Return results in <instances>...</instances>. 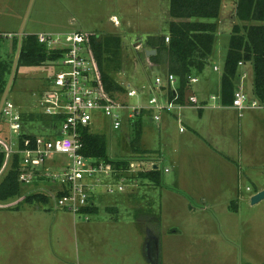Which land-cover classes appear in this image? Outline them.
<instances>
[{
  "label": "rangeland",
  "instance_id": "1",
  "mask_svg": "<svg viewBox=\"0 0 264 264\" xmlns=\"http://www.w3.org/2000/svg\"><path fill=\"white\" fill-rule=\"evenodd\" d=\"M224 1L227 2L226 13L222 24H219L220 29L217 33L213 55L204 73L195 75L199 79V82L192 86V90L197 93L200 101V98H209L208 105L210 106L219 104V101H212L210 99L211 96H218V91L212 84L208 85L206 83L208 78L206 79L205 74H208L211 70V74H214L213 68L216 66L219 72H216L214 75L216 77L222 75L227 55L226 51L229 48L232 30L236 23V10L233 6L236 3H234V0ZM31 2L32 0H0V32L19 34ZM169 4L170 0H33L24 36L36 35L42 32L56 34L80 32L83 34H99L105 38H118L121 41L122 69L119 72H115L114 76L122 87H127L128 84H131L133 87L141 89L143 87L142 84L148 81L147 74L150 72L146 61L143 63L139 59L146 50L143 41L145 40L146 42L148 36L153 33H168L166 25L162 23V16L164 18L163 12L169 9ZM154 28L158 30L154 32ZM5 42L9 46V49H7L9 55L13 56L15 61L18 48L14 50L11 47L12 41L10 40H6ZM241 69L242 72L248 73L243 90L252 100L251 81L254 75L253 68L248 65L241 67ZM55 70L51 64L42 67H21L8 99L15 104L18 103L23 112H39V94ZM151 75L150 80H152L154 86L155 78H164L160 73ZM249 84L250 89L247 90ZM237 87L236 90L238 89ZM210 94L212 95L208 96ZM150 98L151 96L148 94V91H145L142 94V99H144L142 104L147 105ZM119 100L122 102L127 101L130 105L137 104L136 99H127L124 94L121 95ZM157 114L154 111V115ZM243 114H245V118H240L242 119L241 121L247 119L248 110L244 111ZM191 115L194 116L195 112L191 111ZM236 119L238 120L239 118ZM96 120L93 131L103 134L108 138V153L112 159L122 160L128 158L132 162L143 160L142 162H147L143 166H147L148 163L154 161L155 157L152 156L150 150H146L147 146L145 143L142 145V141L148 139L149 144L153 146L156 140L157 145H160V122L154 121L152 124H148L146 120L142 122L139 119L130 122L125 119L122 128L116 131L112 129L109 120L104 116L98 115L96 116ZM131 124H134V126L131 127ZM173 131L176 133L172 126L169 132L173 133ZM241 131L243 133L239 148L233 149V144H229L230 150L225 148L227 155H230L235 161L238 160V163L236 162L237 168L243 174L240 186H238L241 190L239 191L240 199L232 202L230 206L232 211H239L237 216L233 217L235 221L233 224L228 221V213L225 206H218L210 208L209 211H203L202 208H199L198 204H196L197 206L192 204L197 209L196 214L189 212L190 203L181 198L178 203L166 201L162 206L161 188L149 189L151 181L143 179H138L137 193L134 196L131 195L135 197L131 201L136 204V210L122 209L117 216V213L103 209L102 212L90 216V221L84 224L92 223V220L98 219V217L105 220L109 218L110 221H112V216L118 217L117 220H120L118 226L121 232L110 236V246L112 248H118L119 246L121 249L135 248L136 253L133 252L130 257L132 262H135V258H137L139 264H151L149 261H146L141 252L145 239L143 231L139 229L140 226L141 228H144V226L147 228L146 223L144 222L143 226L141 223L132 225L128 220L129 218L130 220L136 219L135 214L137 210L139 214L140 210L152 207L154 208L153 213H155V216H161L163 213L161 225L164 234L167 235L165 237L166 243L167 239H171L172 243L176 245L182 243L183 247L180 249L181 251L184 248L189 250L191 243L195 245L196 248H192L191 253L188 251L186 255H180V258L183 259L182 261H191L199 264H264V199L255 205L251 202L253 194L264 190V140L259 134L261 132L259 127L258 131H251L247 127H242ZM33 132L36 135H48L44 131V128L40 126H37ZM9 134V127L4 122H1L0 141L5 142V140H8L7 136ZM220 138L223 139L222 136ZM230 138L232 142V135ZM174 139L177 140V138ZM199 143L201 144V141ZM217 146L220 148L219 145ZM137 147H140L138 149L145 148L146 154H140L136 150ZM52 161L58 163L67 162L64 156H57L49 160L47 165H50ZM12 164L13 156H7L5 165L0 172V182L10 170ZM218 167H222V165H218ZM159 168L163 173L162 178L164 183L167 185L174 183L170 181V178L174 175V168L168 159L161 161ZM166 168L170 170L169 173L164 172ZM40 186L52 189L54 188V182L46 175H39L37 181L35 179L29 185H22V194L19 197L7 202H0V264H3L1 256L5 252L2 243L5 224H10L12 226L10 227L11 232L16 233L20 228L26 227L27 221L33 216L41 218L47 215L51 218L54 214H60V219L62 218V222L60 220L56 222L54 229L55 231L62 230L64 232L63 235L66 237L64 243L72 256V264H80L76 262L77 260L83 262L86 246L80 235L82 234L83 221H85L84 217L74 218L67 211H55L52 201L47 205H31L26 203L24 200L25 196L41 191L39 189ZM53 190V194H49L50 197L56 194V189L54 188ZM45 191L48 192L49 190L45 189ZM228 193L227 190L225 194L228 195ZM222 199L224 197L220 198V200ZM97 203L100 205L99 201ZM16 207L21 208L20 213L10 211ZM38 207H41L40 210H37ZM41 220L37 224L38 227L42 226L40 230H47L49 221H45L42 218ZM30 224L34 226V223ZM60 226L62 229H59ZM83 226L85 227L86 225ZM136 226L137 232L135 231ZM127 228L128 232L130 231L131 233H127ZM180 228L195 231L200 235H197L195 239H191L189 238L190 236H184L179 232L166 233V230L168 232L171 229V232ZM109 244L104 243L103 247L109 246ZM196 244L198 245L196 246ZM56 247L55 249L58 250V247ZM174 249L176 248L171 247L172 252ZM41 254L46 255L45 247L41 249ZM67 257L70 258L69 255ZM166 261L169 264L181 263L179 256L170 252L165 255L164 262L166 263Z\"/></svg>",
  "mask_w": 264,
  "mask_h": 264
},
{
  "label": "crops",
  "instance_id": "2",
  "mask_svg": "<svg viewBox=\"0 0 264 264\" xmlns=\"http://www.w3.org/2000/svg\"><path fill=\"white\" fill-rule=\"evenodd\" d=\"M236 1L237 0H234V3H236ZM226 3L227 2L225 1L223 2L222 15L219 20L220 25L222 24V20L226 13ZM233 6L236 10V5L234 4ZM163 15L164 18L162 16V23L166 25L167 29H169V23L172 21V18L170 17V4L169 9L164 10ZM157 30L156 28H154V32ZM151 35L153 36L164 34L153 33ZM143 42L145 44V40ZM226 52H228V50ZM143 63H145V61ZM146 63L151 74L160 73L164 78L167 76L162 75V73H164L167 68L166 65H162V67L159 69L158 67H154L153 65H151L148 61H146ZM214 68L213 72H219L215 71ZM150 72H148L147 74L148 81L142 84L143 87L154 86L152 80H150V78L152 77V75L149 74ZM211 72L212 70L208 74H205L206 79L208 78V80H206V83L208 85L212 84L213 87L217 88L218 96H220L222 75L220 77H216V75H214L215 73L211 74ZM246 80L247 78L243 82L239 79L237 88L239 89L241 86H243L246 83ZM46 86L47 83L45 84L44 89L40 92L39 98L42 95L43 91L46 89ZM167 86L168 84H165V86H163L162 88L164 89ZM249 89L250 84L247 86V90ZM251 92V98L254 100L255 97L253 93V80L251 81ZM194 94L197 96V93L194 92ZM211 95L212 94L208 96ZM200 99L201 101H199L204 105L203 109L197 110L192 107H187L179 112H174L172 114H161V120L159 121L161 123L159 127V136H161L160 145H157L156 140L153 146L149 144L148 139L142 141V145L145 143V145L147 146L146 150H150L152 152V156L155 157L154 161L152 162L154 166H158L159 168V163L163 160L168 159V161L174 168V175H172V177L170 178L171 180L169 179L170 181L174 182L171 184L173 185V187H171V185L169 184L167 185L166 183H164V180L162 178V186H155L151 182V186L149 189L161 188L162 206L164 205V203H166V201L178 203L180 198L188 201L190 203L189 212L191 214L197 213V209H195V206H197L196 204H198L200 206L199 208H202L203 211H209L210 208H215L218 206H225L227 208L228 221L233 224L235 222L233 217H236L239 211H232L230 209V206L232 202L238 201L240 199L239 191L241 190L238 186H240V180L242 179L243 174L240 173L237 168L236 162L238 163V160L235 161L232 157H230V155H227V152H225V148H228L230 150L229 144H233V149L239 148L241 144V136L243 133L241 131L242 127H247L251 131H258L259 127L261 131L259 134L264 140V111L258 109H249L247 119H243L244 121H241L242 119L240 118H245V114H239L231 106H223L220 102L217 105L213 104L210 106L208 105V97ZM143 100L144 99L141 98V104ZM16 105L22 113H26L21 110L18 103H16ZM145 106H148V104ZM190 110L195 112L194 116L191 115ZM153 116L154 111L146 110L143 116L138 117L137 120L141 119L142 122L143 120H146L148 124H152L154 122ZM179 117L180 121H178ZM236 118L239 119L237 120ZM130 126L132 127L134 126V124H131ZM172 126L174 127L176 133L174 131L173 133L169 132ZM181 127L185 128L184 132L180 131ZM231 135L233 137L232 142L230 140ZM220 136H222L223 139H221ZM10 137L11 134L7 136V138L9 139ZM174 138H177V140H175ZM171 141L173 142L171 143ZM198 141H201V144ZM192 143H194V145H192ZM217 145H219L220 148H218ZM168 148H170L171 150ZM218 165H222V167H218ZM123 170L125 169H115L116 172L114 173L112 178H105L104 183L117 184L120 181L121 176H123L125 179H127V187L125 188V191L116 194H109L107 193L106 188L103 185L94 188L93 193H91V201L94 204V207L98 208V210L96 213H89L91 216L102 212L103 209L109 212L113 211L117 213V216L122 209L136 210V204H134L131 200L135 198L132 196L137 193L139 180L136 177L137 174L135 172L127 173V171ZM164 170L165 173L170 172L168 168ZM166 170L169 171L166 172ZM54 188L56 189V193H58L59 186L54 183ZM54 188L51 189L40 186L39 189L41 191L39 192L45 193L47 195L53 194ZM45 189L49 191L47 192L45 191ZM227 190L229 192L228 195L225 194ZM261 191L263 190H260L258 192ZM255 194H253V196ZM221 197H224V199L220 200ZM97 201L100 202V205L97 203ZM192 204H194L195 206H193ZM40 208L41 207H38L37 210H40ZM141 208L143 207L141 206ZM57 210L67 211L64 209H55V211ZM10 211H15L14 213H20L21 208L16 207L14 209H11ZM137 211L136 214L134 213L136 219L134 218L133 220H130L129 218L128 221L132 223V225L141 223V225L143 226L144 222L147 225V228H145V226L144 228H141L140 226L139 229L142 230L144 234L143 236L145 239V243L142 245L143 249H141V252L143 253L146 261H149L151 264H153V262H151L150 256L148 255L147 246L150 242H153V240L156 239L158 241L159 248L158 264H169L168 261H166V263L164 262L165 255L168 252L179 256L181 263L178 264H199L191 261L184 262L182 261L183 259L180 258V255H186L188 251L189 253H191V249L196 248L194 244H190L189 250H186V248H184L181 251L180 249L183 247L182 243L177 245L173 244L171 239H167V243L165 242V237L167 235L164 234L163 227L161 225L163 220V213L161 214V216H155V213H153L154 208L152 207L146 210H140L139 214L137 213ZM41 218L45 221H49L47 230H40L42 229V226H40V228L38 227L37 224L42 221ZM41 218L38 216H33L27 221L26 227L20 228V230L16 231V233L11 232L10 227L12 226H10V224H5L6 227L3 231L4 235L2 238L5 252L1 256L3 264L73 263L72 256L68 252V248L64 243V241L66 240V237H64L63 235L64 232L62 230L55 231L54 229L57 221L60 220V222H62V218L60 219V214H54L51 218L47 215ZM74 218L77 217L74 216ZM117 218L112 216V221L107 218V220L109 221L108 222L107 220L100 219L98 217V219H93L92 223L89 224L84 223L89 222L90 219H84L85 221H83L82 224V234L80 236L84 241L86 251L83 256V262L81 260H77V263L139 264V262H137V258H135V262H132V259L130 258L132 253L136 251L135 248L121 249L119 246L118 248H112V246H110L109 244L110 236L115 233L121 232V229L118 226L120 224V220H117ZM30 223H34V226ZM83 225L86 226L84 227ZM136 228L137 226L135 227V231L137 232ZM59 229H62L61 226L59 227ZM170 230L171 229H169L168 232L166 230V233L179 232L184 236H190L189 238L191 239H195L197 235H200L195 231L185 230L182 228L171 232ZM127 233H131L130 231L128 232V228ZM70 238H72V236H70ZM104 243L109 244V246L103 247ZM197 245L198 244H196V246ZM55 246L58 247V250L55 249ZM43 247L46 248V255L41 254V249ZM171 247L176 249H174L172 252ZM67 255H69L70 258H68Z\"/></svg>",
  "mask_w": 264,
  "mask_h": 264
},
{
  "label": "built area",
  "instance_id": "3",
  "mask_svg": "<svg viewBox=\"0 0 264 264\" xmlns=\"http://www.w3.org/2000/svg\"><path fill=\"white\" fill-rule=\"evenodd\" d=\"M15 37H18V34L0 32V40L12 41ZM36 37L48 50L61 52L60 58L51 63L56 70L49 77L46 89L38 100L39 112L49 117H60L61 123L58 127H45L47 136L36 135L33 143L26 140L27 148L20 149L17 138L24 130L22 112L13 101L7 99L1 117L9 127L11 137L2 147L8 157L21 155L19 181L22 185H29L33 180L37 181L39 175H46L59 186L58 193L51 197L54 209H64L75 217L82 216L89 220L91 215L85 210L94 207L91 201L94 188L103 185L109 194L121 193L127 187V179L121 176L117 184L104 183V179L112 178L116 171L111 165L98 164V160L84 154L82 131L90 129L94 132L93 127L98 115L107 118L112 129L117 131L122 128L125 119L134 122L138 117H142L146 110L156 111L158 114L153 116V120L159 122L163 113L172 114L187 107L203 109L204 105L192 91L193 84H197L199 79L196 76L188 77L191 87L188 92L192 93L188 104L178 103V96L173 100L167 97V91L164 89L169 87L175 93L177 90L178 81L174 75L157 77L155 86L152 87L139 89L128 84L125 97L137 100L136 105H130L127 101L119 100L121 95L113 98L100 86L87 34L42 32L36 34ZM166 42H169V38H166ZM239 66L246 67L242 62ZM214 70L219 71L217 67ZM247 77V72H240L241 81L244 82ZM165 84L168 86L163 89ZM243 88L241 86L235 91L231 107L239 114L249 109L264 110V104L257 99L251 100ZM145 91L151 96L148 106L140 103ZM210 99L220 102V96H211ZM180 131L184 132L185 128L181 127ZM57 156H64L67 162L52 161L51 166L47 165L49 160ZM144 163L131 162L129 168L123 171L138 174L155 167L153 163L143 166Z\"/></svg>",
  "mask_w": 264,
  "mask_h": 264
},
{
  "label": "trees",
  "instance_id": "4",
  "mask_svg": "<svg viewBox=\"0 0 264 264\" xmlns=\"http://www.w3.org/2000/svg\"><path fill=\"white\" fill-rule=\"evenodd\" d=\"M224 0H170V17L168 33L151 35L146 39L145 48L156 50L157 54L147 57L144 52L140 61H148L159 69L162 65L167 68L162 75H174L178 86L176 93L166 88L169 100L178 96L177 102L185 104V97L189 86L188 77L204 73L209 60L213 55L219 20L222 15ZM235 18L236 23L232 30L229 49L226 55L224 70L221 78L220 103L231 106L234 99L242 62L253 68V93L255 99L264 104V0H237ZM88 45L92 58L97 67L100 86L111 97L117 98L126 93V87L117 82L114 74L122 69L121 41L118 38H105L99 34H87ZM169 38V42H166ZM7 39L0 40V102L9 82L14 58L10 56L6 44ZM18 37L12 40L11 47L18 48ZM10 47V48H11ZM5 56V57H4ZM61 52L50 51L39 43L36 35H25L18 61L17 73L21 67H42L51 64L60 58ZM13 84V86H14ZM12 86V87H13ZM24 130L17 138L20 149L27 148L25 141L31 143L36 139L33 130L40 126L58 127L60 117H49L40 112L22 113ZM4 122L0 118V123ZM84 154L99 163L111 165L114 169L129 168L131 160L112 159L108 153V138L90 129L82 131ZM9 140V138H8ZM0 141V172L3 169L7 154L4 145L8 141ZM3 146V147H2ZM2 147V148H1ZM140 154H146L143 148L138 149ZM21 155L13 156V164L0 182V202H7L22 194V184L19 181ZM138 179L149 180L155 186H162V173L159 168L148 172H139ZM28 204L47 205L51 198L41 192L27 194L24 198ZM98 208H87L85 212H97Z\"/></svg>",
  "mask_w": 264,
  "mask_h": 264
},
{
  "label": "water",
  "instance_id": "5",
  "mask_svg": "<svg viewBox=\"0 0 264 264\" xmlns=\"http://www.w3.org/2000/svg\"><path fill=\"white\" fill-rule=\"evenodd\" d=\"M32 3H33V0L31 2V4ZM31 4H30V7H29L28 12L26 14V17L24 19V22L22 24L21 30L19 31V34H18L19 42H18V49H17V53H16L14 65H13V68H12V72H11V76H10L9 82L7 84V87L5 89V92H4V94L2 96V99H1V102H0V118H1V113H2L3 106H4L6 100L9 97L10 91H11L12 86H13L14 81H15V76H16V71H17V66H18V61H19V58H20V53H21V48H22V40H23V37H24V32H25L27 20H28L29 14H30ZM145 53H146V56L147 57H150V56L156 55L157 54V51L156 50H146ZM191 95H192L191 92H188L186 94L185 102L187 104H188L189 96H191ZM154 168L157 169L158 166H155ZM263 199H264V190L261 191V192H258L254 196H252L251 202H252L253 205H255V204L260 203ZM147 249H148V255L151 258V262H153V264H158V262H159L158 241L155 239V240H153V242H150L148 244V246H147Z\"/></svg>",
  "mask_w": 264,
  "mask_h": 264
}]
</instances>
